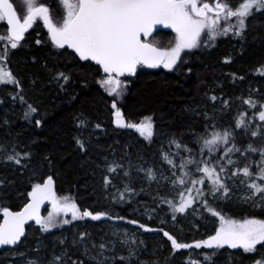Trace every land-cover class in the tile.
Masks as SVG:
<instances>
[{
	"label": "snow or ice",
	"instance_id": "6c2138e0",
	"mask_svg": "<svg viewBox=\"0 0 264 264\" xmlns=\"http://www.w3.org/2000/svg\"><path fill=\"white\" fill-rule=\"evenodd\" d=\"M21 3L26 10L24 15L18 13L12 0H0V22L6 25V35L0 34V41L5 42L0 49V90L8 92L11 110L17 104L21 106L20 119L26 124L14 130L16 122L8 119L11 110L6 109L0 116V165L11 166L20 173L28 171L32 176L39 174L41 179L32 183L21 210L0 206V248L10 246L11 252L23 257L22 264H146L139 260L144 240L136 230L117 223L123 221L145 232H162L170 242L167 261L180 254L183 264H218L215 258L223 250L229 264L237 258L246 264H264V218L256 215L259 212L264 216V99H254L251 95L239 98L247 109L239 111L234 122L222 124L220 115L230 109V98L206 93L211 105L193 102L184 109L188 139L183 131L177 136L175 130L166 131L162 123L158 125L164 119L163 113L157 117L153 112L132 121L122 108L130 77L146 69L161 68L180 76L190 75L193 69L188 58L198 50L214 47L221 38L246 41L250 18L264 15V0H239L235 6L231 0L211 3L208 0H21ZM57 6L61 9L59 18L53 16ZM37 21L46 29L50 58L74 61L81 69L85 87L90 75L112 98L109 111L114 133L133 130L147 145L159 144L160 158L168 165L166 170L153 164L145 166L147 161L143 156H137L143 163L134 164L127 151L134 146L131 144L124 145V155L117 157L121 143L114 140L105 147L100 142V134L107 135L101 122H93L83 113L74 116V131L69 133L73 149L101 169L104 198L114 204L142 205L141 214L148 219L163 214L161 223H168L169 219L174 224L180 223L179 217L206 220L210 215L215 226L206 238L184 242L164 228H152L110 211L82 210L70 195L57 196L53 152L41 153L37 159L32 147L19 145L18 141L25 132L43 129L44 115L27 98L22 79L5 67V62H10L11 50L24 46L21 41L25 40V33L34 25L41 26ZM161 27L175 33L170 47H162L153 35ZM35 43L41 45L44 41L36 39ZM32 63H36L35 56ZM44 67L50 73L48 83L67 93L71 73L55 63L50 68L46 62ZM30 83L35 88L37 78H32ZM71 99L75 100L76 95H71ZM4 103L0 98V105ZM242 136L250 138L247 143L237 142ZM38 143V137H30V144ZM92 152L108 154L97 164L92 160ZM133 170L143 173V177ZM137 180L147 181V190L144 183L137 189ZM12 183L0 176V195ZM141 194L148 195L150 200H137ZM45 202H50L51 211L42 216L40 210ZM234 203L250 208L252 214L233 218L227 213V206ZM135 211L141 212V208ZM30 221L39 226L37 231L42 234L66 225L83 230L71 238L62 233L54 240L50 254L43 239L37 238L36 255L28 256L19 249L28 239L25 225ZM77 221L101 222L108 231L97 238L87 225L74 224ZM194 226L199 228L198 224ZM94 227L99 228L100 224ZM153 264L160 262L156 260Z\"/></svg>",
	"mask_w": 264,
	"mask_h": 264
},
{
	"label": "trees",
	"instance_id": "16d2710c",
	"mask_svg": "<svg viewBox=\"0 0 264 264\" xmlns=\"http://www.w3.org/2000/svg\"><path fill=\"white\" fill-rule=\"evenodd\" d=\"M12 2L17 7L18 13L23 15L26 10L23 5H20L22 3L19 4L18 0H12ZM208 2L211 3L212 0H208ZM232 5L235 6L236 4L232 3ZM56 9H53V13ZM37 24L41 26L37 27L34 25L25 35V40L21 41V44L24 46L11 50L10 62H5V67H10L22 79L27 98L38 106L40 112L44 115L46 123L43 129L36 128L34 132H25L18 138V141L19 145L32 147L38 154L37 159H39V154L41 153L48 152L49 150L53 152L55 158L53 179L55 181L57 196L64 197L70 195L81 206L82 210L88 208L92 211H110L113 215L120 214L128 218H135L152 228H164L184 242L191 243L193 240L204 238L200 235L199 231L191 232L183 229H169L170 219L168 223H161V221L157 220V217L148 219L141 214L143 211L142 205H137L136 203H132L131 205L102 203V198L98 197L102 195L101 169L95 167L88 157L78 155L73 149V142L69 135L70 132L74 131L73 117L83 113L93 122H101L107 129V135L101 133L100 142L105 144V147L114 140H119L121 143L120 150L116 153L117 157L124 155V145H134L127 149L134 164L143 163V161L137 160V156L144 157V160L147 161L145 166L155 162L160 158L158 152L160 145H147L133 130H116L114 133L113 117L109 111L112 98L97 82L91 79L90 75L85 87L82 82L83 77L80 74L81 69L74 61H70L67 58L53 61L49 55L46 30L42 27L40 21H37ZM0 34L6 35L5 24L0 25ZM36 39H41L44 43L37 45L35 43ZM222 39L217 40L215 46L211 47L212 50L202 48L198 50L195 56L188 58L189 64L193 69L190 75L180 76L168 71L144 70L138 73L137 77L129 78L131 80V83L128 85L129 90L122 102L125 116L132 121H139L144 116L150 115L153 112L156 113L157 117L163 113L164 119L158 121V125L162 123L166 131L175 130L177 136L183 131L185 133L184 138L188 139L190 134L184 128V122L187 121V114L184 112V109L193 102L202 103L206 97V93L208 96V88H212L215 82L226 81L224 89H227V92H231L232 90L235 93H238V90H243L249 84V81L258 82L259 85L264 84V74H261L264 72V15L257 14L254 19L250 18L246 41L227 39L239 46L237 54L234 55L236 58L230 60L228 63L224 60V55L220 51V48L226 45V39ZM165 42L167 43L166 47H170L173 43L172 40ZM4 43L0 41V49H3ZM163 43L159 42V44ZM33 56L36 57V63H32ZM46 62L50 68L55 63L63 71L71 73L72 82L70 86H67V93L56 88L54 83H48L50 73L44 67ZM34 77L38 80V85L35 88L30 83ZM240 77H243V79H240ZM73 94L76 95L75 100L71 99V95ZM0 98H3L5 101L3 105H0V116H3L6 109H12V105L7 91L0 90ZM209 110L211 109L209 108ZM239 111H243V109L238 110L230 107L225 114L220 115V123L228 124L234 122V118ZM21 114V106L19 104H17L14 110L9 111L8 119L16 122L13 125L14 130L22 126L26 127L25 122L20 119ZM33 135L39 138V143L36 145L30 144V137ZM249 139V137L242 136L238 138L237 142L244 144ZM172 151H175V149L173 148ZM106 154L108 152H92V160L97 164L102 163L101 157ZM109 158L111 159L112 157L109 156ZM133 171L134 174L140 177L144 175L143 173H135V170ZM0 176H5L8 180L14 181V183L9 184L4 190L5 194L0 195V206H9L13 211L21 210L23 204L26 202V193L31 190L32 183L39 182L41 179L39 174L32 176L28 171L20 173L14 171L11 166L3 165H0ZM141 183H144L147 190V181L141 180L135 181L137 189ZM136 199L149 201L150 197L146 194H141ZM45 203L43 216L51 207L49 205L50 202ZM137 207L141 208V212L135 211ZM227 213L233 216V218L241 219L244 216L251 215L252 210L246 206L234 203L227 206ZM256 215L257 218H264L259 212ZM68 218L70 219V217ZM117 223L136 230L142 236L145 243L139 253V260L141 262L149 263L145 252L146 249H149L148 243L152 241L149 242L148 237L155 234L163 239L164 249L161 259L164 264H183V257L180 254H177L173 261L166 260L169 257L171 248L170 242L167 241L162 232H145L143 229H138L137 226L126 224L123 221ZM74 224L87 225L88 230L93 232L97 238L108 231L107 226L101 224V222L77 221ZM97 224H100L99 228L94 227ZM34 227L35 224L27 228L28 239L25 245L19 249V251L25 252L28 256L36 255L34 247L37 238L43 239L44 244L47 245L46 252L50 254L54 240L62 233L71 238L74 233L83 230V227L77 229L73 225H66L63 228H56L50 233H43L38 236L32 232ZM9 249L7 248L0 252V264H15L19 259L23 258L14 254ZM182 251L187 252L188 250ZM236 251L239 250H231L230 252ZM226 255L227 253L222 250V254L215 259L219 263ZM234 262L235 264H246V262L239 258L235 259Z\"/></svg>",
	"mask_w": 264,
	"mask_h": 264
},
{
	"label": "rangeland",
	"instance_id": "374dc122",
	"mask_svg": "<svg viewBox=\"0 0 264 264\" xmlns=\"http://www.w3.org/2000/svg\"><path fill=\"white\" fill-rule=\"evenodd\" d=\"M18 1H19V4H20L21 0H18ZM231 2L237 4L239 2V0H231ZM20 5H22V4H20ZM55 8H57V9L54 10V13H53L54 15L53 16L59 18L60 14H61V9H60L59 6H57ZM2 24L4 25V22H0V25H2ZM174 36H175V33H174V35H171V36L169 35L166 39L159 37L156 40L158 42H164L163 44H160L161 46H167V43L165 41L172 40L174 42ZM225 39H226V45H223L220 48L221 53L224 55V60H226L227 58H230V60L235 59L236 57L234 55L237 54L239 46H237L235 43L230 42L229 40H227L228 38H223L222 40H225ZM168 45H170V44H168ZM208 50H212V48H209ZM228 79H230V77H228ZM255 81H256V79H255ZM225 82L226 81H224V80L215 82L213 84L212 88H208L209 89L208 96L217 95L218 97L219 96H223V98H225V99H229L230 98L231 108H235V109H238V110L247 109V105L243 104V100L242 99H239L241 97L242 98H247L249 95H251L254 99L255 98L264 99V97L261 96V94L264 93V84L259 85L258 82L249 81L248 82L249 84L243 90H238V93H235L232 90H231V92H227V89H224V87L226 86ZM256 83H257V85H256ZM257 89L259 91H256ZM203 102H206L209 105H211V101H208L207 97H205L203 99L202 103ZM217 104H219V101H217ZM250 112H251V110H250ZM152 164L155 165L158 169L160 167H163L165 170L168 168V165L166 163H164L161 160V158H158ZM153 187L155 189V185H153ZM163 191L166 192L167 188L163 189ZM98 197L102 198V203L103 204L104 203H111L112 204V202H110V200L104 198V194L103 193H102V195H99ZM235 204L240 205L239 203H235ZM49 205L51 206V204H49ZM49 211H51V207H50ZM48 212L44 216H47ZM162 219H164L163 214H161L159 217H157L158 221H161ZM179 219H180V223L174 224V222L171 221V223H170L168 228L169 229H176V230H180L182 228L183 230H187V231H191V232L199 231L200 235L202 237L206 238L207 234L209 232H211L213 227L215 226L214 225V218H211L210 216L206 220H200L198 218L185 219L183 217H179ZM196 224L199 225L198 229L194 226ZM123 227L128 228L125 225ZM38 228H39V226L35 225V227L33 228L32 232L39 236L42 233L37 231ZM54 229H56V228H54ZM54 229H52V230H54ZM128 229H130V228H128ZM137 234L139 235L140 238H142V236L138 232H137ZM148 239H149V242L152 241L151 243H148L149 249H146V252H145L146 259L149 262L148 264H153V261H156V260H159L160 264H164V262L161 259L162 251L164 249L163 239H161L160 236L155 235V234H153L150 237H148ZM230 251L231 250H229V252ZM22 262H23V258L19 259L15 264H22ZM218 264H229L228 255H226V257L222 261H220ZM233 264H235V262H233Z\"/></svg>",
	"mask_w": 264,
	"mask_h": 264
},
{
	"label": "flooded vegetation",
	"instance_id": "af4514ba",
	"mask_svg": "<svg viewBox=\"0 0 264 264\" xmlns=\"http://www.w3.org/2000/svg\"><path fill=\"white\" fill-rule=\"evenodd\" d=\"M154 35V37L156 38V39H158L159 37H161V38H167V36H171V35H174V33L173 32H170V31H168V30H160V31H158L157 33H154L153 34ZM162 47H166V46H162ZM146 70H149V71H167L166 69H146ZM138 76V75H137ZM136 76V77H137ZM130 78H135V77H130Z\"/></svg>",
	"mask_w": 264,
	"mask_h": 264
},
{
	"label": "water",
	"instance_id": "95a60500",
	"mask_svg": "<svg viewBox=\"0 0 264 264\" xmlns=\"http://www.w3.org/2000/svg\"><path fill=\"white\" fill-rule=\"evenodd\" d=\"M29 30H30V29H29ZM29 30H28V31H29ZM160 30H168V31H171V29H163L162 27H161L158 31H160ZM26 33H27V32H26ZM55 188H56V186H55V183H54V190H55ZM40 212H41V215L43 216V213H44V205H42ZM32 224H35V222H34V221H30L27 225H25L26 234H27V228H28L30 225H32ZM7 248H10V246H4V247L0 248V252H1L2 250H4V249H7Z\"/></svg>",
	"mask_w": 264,
	"mask_h": 264
}]
</instances>
